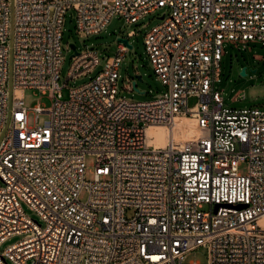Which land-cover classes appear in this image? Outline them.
<instances>
[{"label":"built area","instance_id":"obj_1","mask_svg":"<svg viewBox=\"0 0 264 264\" xmlns=\"http://www.w3.org/2000/svg\"><path fill=\"white\" fill-rule=\"evenodd\" d=\"M11 5L15 98L0 145V247L23 238L0 252V264H187L199 249L208 264H264V108H230L216 89L226 44L264 47V0H0V134ZM70 11L82 40L115 17L131 26L163 11L144 45L164 92L145 102L119 97L129 52L123 43L78 88L69 84L90 76L101 60L94 48L76 47L75 55L69 46L72 62L61 86ZM134 81L126 79L125 92L135 91ZM27 90L48 95L52 106L28 108ZM193 97L199 101L189 108ZM244 99L239 92L232 102ZM176 117L194 119L198 136L180 142L169 135L157 147L147 130L172 132Z\"/></svg>","mask_w":264,"mask_h":264},{"label":"rangeland","instance_id":"obj_2","mask_svg":"<svg viewBox=\"0 0 264 264\" xmlns=\"http://www.w3.org/2000/svg\"><path fill=\"white\" fill-rule=\"evenodd\" d=\"M163 11H158L152 15L147 16L144 20L135 25H127L119 17L111 20L105 31L99 35L92 36L88 40L79 38L76 32L75 13L70 11L67 13L63 27L62 50L64 53V65L61 71L60 85L63 86L67 79L68 72L71 65V57L73 50H68V47L74 44L79 50L87 45L98 51L101 60L100 66L88 77L78 79L76 82H71L69 87L78 88L88 83L95 78L103 69L106 59L116 54L118 48V39H128L132 45L129 49L125 61L121 66L120 80H119V97L130 99L137 102H145L152 100L157 94L164 92V87L161 81L158 80L151 66L149 58L146 53L144 45V35L150 31L155 25L160 22V17ZM14 33H15V12L11 5L10 13V37H9V63H8V109L7 120L4 130L0 134V145L7 137L12 123V109L14 102ZM226 55L221 62V81L216 84V89L222 93L225 104L230 108L235 109H250L253 107L264 108V47L261 44H249L247 49L242 47L236 48L232 45L226 44L224 47ZM260 58V60L258 59ZM246 68V76H242V69ZM141 76L142 80L137 82L138 91L132 94L125 92L124 82L126 79H135V76ZM245 93V99L242 101L232 102L235 96L239 93ZM63 100H68L69 90H63ZM25 102L28 108H32L37 103L45 107H51L52 102L48 95H41L39 92L27 90L25 92ZM198 98H190L188 100V107L192 108L198 103ZM48 117L46 115L40 116V122H44ZM36 114L29 113L30 126L35 124ZM193 122V121H192ZM193 126V123H192ZM179 132L185 136L192 135L191 125L189 128L179 127ZM88 177H91L92 160L88 158ZM82 201L87 199V195L83 193L80 197ZM25 214L43 224L40 218L30 208L22 204ZM209 207L205 206L203 211H208ZM128 219L134 217V211L128 210ZM23 236H13L7 239L0 247V252H4L7 247L22 240ZM192 261H197L200 264H208V254L205 249H199L188 256L187 264Z\"/></svg>","mask_w":264,"mask_h":264},{"label":"bare ground","instance_id":"obj_3","mask_svg":"<svg viewBox=\"0 0 264 264\" xmlns=\"http://www.w3.org/2000/svg\"><path fill=\"white\" fill-rule=\"evenodd\" d=\"M17 95L19 96L21 95V93L17 92ZM178 125L179 127H183V128H189V125H191V129L193 131L192 135L188 137L185 136L182 132H179ZM198 134H199V130L196 121L188 117H176L173 121L172 132H169L168 129L162 127H151L147 130L148 138L150 139L152 137H155L156 145L159 148L165 147L169 135L170 136L173 135L176 141L187 142L196 138Z\"/></svg>","mask_w":264,"mask_h":264},{"label":"water","instance_id":"obj_4","mask_svg":"<svg viewBox=\"0 0 264 264\" xmlns=\"http://www.w3.org/2000/svg\"><path fill=\"white\" fill-rule=\"evenodd\" d=\"M160 19H163V17H161ZM118 42H119V43H123V44H125L129 49H132V48H133L132 45L130 44V42H129L128 39L119 38V39H118ZM70 46H71V48L75 51V55H77L78 53L76 52V46H75L74 44H72V45H70ZM241 75H242V76H246V68H243V69H242V73H241ZM137 79H138L139 81L142 80L141 76L136 75V76H135V80H137ZM133 84H134L135 91H138V92H139V90H138L137 87H136V85H137L136 81H134Z\"/></svg>","mask_w":264,"mask_h":264}]
</instances>
